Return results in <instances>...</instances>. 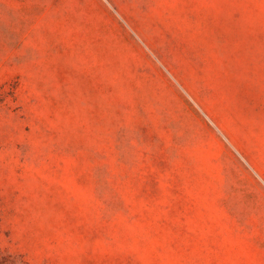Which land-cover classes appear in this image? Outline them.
Masks as SVG:
<instances>
[{"label":"rangeland","instance_id":"rangeland-1","mask_svg":"<svg viewBox=\"0 0 264 264\" xmlns=\"http://www.w3.org/2000/svg\"><path fill=\"white\" fill-rule=\"evenodd\" d=\"M0 264H264V0H0Z\"/></svg>","mask_w":264,"mask_h":264}]
</instances>
